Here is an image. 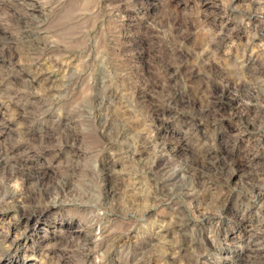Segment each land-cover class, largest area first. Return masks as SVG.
I'll use <instances>...</instances> for the list:
<instances>
[{"label":"rangeland","instance_id":"374dc122","mask_svg":"<svg viewBox=\"0 0 264 264\" xmlns=\"http://www.w3.org/2000/svg\"><path fill=\"white\" fill-rule=\"evenodd\" d=\"M0 264H264V0H0Z\"/></svg>","mask_w":264,"mask_h":264},{"label":"bare ground","instance_id":"6f19581e","mask_svg":"<svg viewBox=\"0 0 264 264\" xmlns=\"http://www.w3.org/2000/svg\"><path fill=\"white\" fill-rule=\"evenodd\" d=\"M26 44H27V46L31 49V50H33L34 51V53H39V51L41 50V48H42V43H43V41H41V39L38 37L39 35L38 34H36V33H34V32H30V33H26ZM43 39H45V37H43ZM42 39V40H43ZM45 44V43H44ZM44 46H46V44L44 45ZM50 46H48V48H49ZM47 48V47H46ZM31 52V51H30ZM50 65V64H49ZM237 89V88H236ZM235 89V90H236ZM238 89L239 90H241V88L238 86ZM228 90V89H227ZM177 91V90H176ZM174 92H175V90H174ZM241 93V92H240ZM181 94V93H180ZM180 94L179 93H177L176 95H175V98L174 99H171L170 101H173V102H175V103H177L178 102V100H175V99H177V98H180L179 96H180ZM230 94V93H229ZM234 95V94H233ZM236 95V94H235ZM173 96V95H172ZM227 96V95H226ZM230 97V96H229ZM233 97H235V96H233ZM188 98V97H187ZM214 98V97H213ZM181 99V98H180ZM218 100V99H217ZM184 101V100H183ZM182 102V101H181ZM170 104V103H169ZM180 105V104H179ZM170 106V105H169ZM178 106V105H177ZM175 107H176V105H175ZM182 107V106H181ZM211 107V106H210ZM171 108V107H170ZM178 108H179V106H178ZM212 108V107H211ZM221 109V108H220ZM155 110V109H154ZM177 110V109H176ZM172 111H174V109L172 110ZM208 111H209V109H208ZM207 111V112H208ZM154 112V111H153ZM211 112V111H210ZM258 112V111H257ZM157 113H159V112H157ZM157 113H155L154 115H156L157 117H158V115H157ZM262 114V113H261ZM261 118V117H260ZM259 118V119H260ZM158 121V120H157ZM256 123V122H255ZM206 155V154H205ZM202 160V159H201ZM212 164H214V163H212ZM188 166V165H187ZM221 166V165H220ZM223 167V165L221 166V168ZM219 169V168H218ZM222 170V169H221ZM194 170L192 169V167H187L186 169H184V171H183V173H187V172H193ZM225 171V170H224ZM176 173V172H175ZM174 174V173H173ZM172 174V175H173ZM177 174H179V173H177ZM170 175V174H169ZM167 176V175H166ZM179 176V175H178ZM168 177H170V176H168ZM174 177H175V175L171 178V180L173 179L174 180ZM177 177V176H176ZM106 179V178H105ZM107 180V179H106ZM112 180V179H111ZM167 181V180H166ZM170 181V180H169ZM171 182V181H170ZM112 183V182H111ZM116 186V185H115ZM113 187V186H112ZM114 188V187H113ZM41 189V188H40ZM111 189V188H110ZM9 191V190H8ZM23 191V190H22ZM38 191V190H37ZM109 191V190H108ZM21 192V191H20ZM43 191H41V193H42ZM46 192V191H45ZM85 192V191H84ZM112 192V194L114 193V191H111ZM109 193V192H108ZM12 194H14V193H12ZM18 194V193H17ZM22 194V193H21ZM24 194V193H23ZM32 194V193H31ZM45 194V193H44ZM83 194V193H82ZM108 195V194H107ZM44 197V196H43ZM108 197V196H107ZM108 203H109V200L107 201ZM35 204V203H34ZM26 210V209H25ZM25 212V211H24ZM29 213V212H28ZM40 213V212H39ZM34 214V213H33ZM30 216V215H29ZM95 239V238H94ZM92 242V241H91Z\"/></svg>","mask_w":264,"mask_h":264}]
</instances>
